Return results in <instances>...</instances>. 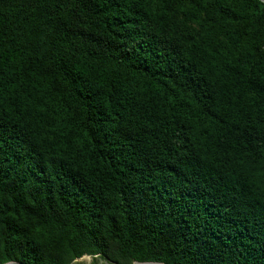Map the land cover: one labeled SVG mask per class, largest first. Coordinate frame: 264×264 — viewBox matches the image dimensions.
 <instances>
[{"label":"trees","instance_id":"trees-1","mask_svg":"<svg viewBox=\"0 0 264 264\" xmlns=\"http://www.w3.org/2000/svg\"><path fill=\"white\" fill-rule=\"evenodd\" d=\"M264 264V1L0 0V263Z\"/></svg>","mask_w":264,"mask_h":264},{"label":"water","instance_id":"water-1","mask_svg":"<svg viewBox=\"0 0 264 264\" xmlns=\"http://www.w3.org/2000/svg\"><path fill=\"white\" fill-rule=\"evenodd\" d=\"M262 1H264V0H262ZM85 255H87V254H85ZM89 255H91V254H88V256ZM81 256H84V254L81 255ZM91 256L93 257V255H91ZM98 262L100 264H119L116 261L110 260V259H108L106 257H100L98 259ZM0 264H21V263H19L16 260H9V261H6V262L0 263ZM134 264H165V263H163L161 261H155V260H146V261H138V260H135L134 261Z\"/></svg>","mask_w":264,"mask_h":264},{"label":"rangeland","instance_id":"rangeland-1","mask_svg":"<svg viewBox=\"0 0 264 264\" xmlns=\"http://www.w3.org/2000/svg\"><path fill=\"white\" fill-rule=\"evenodd\" d=\"M84 255H85V254H84ZM99 258H100V257H97V259H96V261H95L91 255L88 256V254H87V255H85V256H81V257H77V258H75V259L71 262V264H100V263L98 262V259H99Z\"/></svg>","mask_w":264,"mask_h":264},{"label":"bare ground","instance_id":"bare-ground-1","mask_svg":"<svg viewBox=\"0 0 264 264\" xmlns=\"http://www.w3.org/2000/svg\"><path fill=\"white\" fill-rule=\"evenodd\" d=\"M85 256V255H84Z\"/></svg>","mask_w":264,"mask_h":264}]
</instances>
